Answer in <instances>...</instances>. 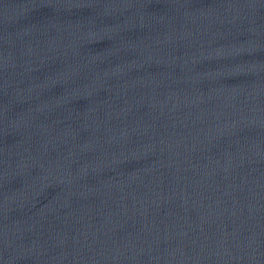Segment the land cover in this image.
Here are the masks:
<instances>
[{
	"label": "water",
	"instance_id": "water-1",
	"mask_svg": "<svg viewBox=\"0 0 264 264\" xmlns=\"http://www.w3.org/2000/svg\"><path fill=\"white\" fill-rule=\"evenodd\" d=\"M0 264H264V0H0Z\"/></svg>",
	"mask_w": 264,
	"mask_h": 264
}]
</instances>
